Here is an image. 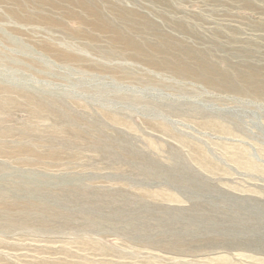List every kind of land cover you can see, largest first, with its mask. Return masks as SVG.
Listing matches in <instances>:
<instances>
[{
  "label": "rangeland",
  "instance_id": "obj_1",
  "mask_svg": "<svg viewBox=\"0 0 264 264\" xmlns=\"http://www.w3.org/2000/svg\"><path fill=\"white\" fill-rule=\"evenodd\" d=\"M0 264H264V0H0Z\"/></svg>",
  "mask_w": 264,
  "mask_h": 264
}]
</instances>
